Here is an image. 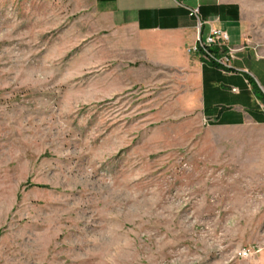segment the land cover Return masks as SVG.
<instances>
[{"label":"rangeland","instance_id":"rangeland-1","mask_svg":"<svg viewBox=\"0 0 264 264\" xmlns=\"http://www.w3.org/2000/svg\"><path fill=\"white\" fill-rule=\"evenodd\" d=\"M233 1L264 52V0ZM98 22L89 0H0V264L263 253L264 124L208 125L189 78Z\"/></svg>","mask_w":264,"mask_h":264},{"label":"crops","instance_id":"crops-1","mask_svg":"<svg viewBox=\"0 0 264 264\" xmlns=\"http://www.w3.org/2000/svg\"><path fill=\"white\" fill-rule=\"evenodd\" d=\"M99 19L98 29L116 39L126 59L158 70H174L190 79L192 110L208 125L264 124V52L247 38L241 7L233 0H182L199 5L203 25L172 0H89ZM228 33V45L237 49L230 72L200 58L189 49L209 29ZM263 52V53H262ZM243 264H264V252L243 258Z\"/></svg>","mask_w":264,"mask_h":264},{"label":"built area","instance_id":"built-area-1","mask_svg":"<svg viewBox=\"0 0 264 264\" xmlns=\"http://www.w3.org/2000/svg\"><path fill=\"white\" fill-rule=\"evenodd\" d=\"M177 6L186 9L189 17L194 19L196 22V28L198 34L203 25L201 20L199 5H188L182 0H172ZM237 49L228 45V33L220 28L209 29V32L204 39L198 35L197 41L189 49L190 52L199 54L200 58L205 62L208 61L216 65L222 72H230L231 62L234 57V53ZM260 248H245L239 253L242 256H252L253 254L259 253Z\"/></svg>","mask_w":264,"mask_h":264},{"label":"trees","instance_id":"trees-1","mask_svg":"<svg viewBox=\"0 0 264 264\" xmlns=\"http://www.w3.org/2000/svg\"><path fill=\"white\" fill-rule=\"evenodd\" d=\"M255 91H256V93H257V96H259V97L262 99V101H264V97L261 95L259 89H258V90L255 89Z\"/></svg>","mask_w":264,"mask_h":264}]
</instances>
